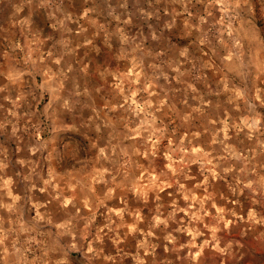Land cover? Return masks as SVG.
Listing matches in <instances>:
<instances>
[{
  "label": "rangeland",
  "instance_id": "rangeland-1",
  "mask_svg": "<svg viewBox=\"0 0 264 264\" xmlns=\"http://www.w3.org/2000/svg\"><path fill=\"white\" fill-rule=\"evenodd\" d=\"M0 264H264V0H0Z\"/></svg>",
  "mask_w": 264,
  "mask_h": 264
}]
</instances>
